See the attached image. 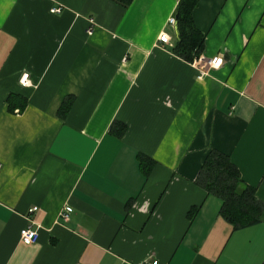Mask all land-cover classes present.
Returning <instances> with one entry per match:
<instances>
[{
	"label": "crops",
	"instance_id": "crops-1",
	"mask_svg": "<svg viewBox=\"0 0 264 264\" xmlns=\"http://www.w3.org/2000/svg\"><path fill=\"white\" fill-rule=\"evenodd\" d=\"M177 4L0 0V264H264V207L234 230L196 182L218 151L264 206V0H198L191 61Z\"/></svg>",
	"mask_w": 264,
	"mask_h": 264
},
{
	"label": "trees",
	"instance_id": "trees-1",
	"mask_svg": "<svg viewBox=\"0 0 264 264\" xmlns=\"http://www.w3.org/2000/svg\"><path fill=\"white\" fill-rule=\"evenodd\" d=\"M126 7L133 0H114ZM198 0H178L175 10V20L178 32L174 52L181 58L191 61L198 57L203 49V35L195 28L192 11ZM71 102L66 101L61 108L60 115L69 109ZM26 100L18 96H9L7 99L8 111L15 108L23 110ZM124 126L113 125L111 132H116L119 137L124 133ZM140 166L145 175L150 172L152 162L139 156ZM208 195H213L221 200L219 216L224 219L234 230L243 229L257 224L263 212V204L255 197L253 188L243 184L239 172L231 159L218 151H211L201 167L197 180ZM197 209L191 212L192 219Z\"/></svg>",
	"mask_w": 264,
	"mask_h": 264
},
{
	"label": "built area",
	"instance_id": "built-area-1",
	"mask_svg": "<svg viewBox=\"0 0 264 264\" xmlns=\"http://www.w3.org/2000/svg\"><path fill=\"white\" fill-rule=\"evenodd\" d=\"M60 9H53L52 12L53 13H59ZM167 24L170 25V26H173L175 25V18L174 17H170L168 20H167ZM89 35L92 33V30L89 29L88 32H87ZM170 41V37L169 35L166 33V32H162L159 37H158V42L159 43H162V44H168ZM198 60L200 62H205L206 65L208 66V68L210 69H218L222 66L223 64V58L222 57H214V58H211V59H204L202 58V56H200L198 58ZM201 75L204 76L206 75V73H202L201 72ZM26 79H27V76L24 75L22 76L20 82L21 84H26ZM37 210L36 207H33L31 209L28 210V214H31V213H34L35 211ZM70 214H71V208L69 207H65L63 208L62 212L60 213V217L64 220V221H67L69 220V217H70ZM38 239V232L37 230H34L32 227H27V228H24L20 231V240L26 244H33L37 241ZM151 264H157V261H152Z\"/></svg>",
	"mask_w": 264,
	"mask_h": 264
}]
</instances>
